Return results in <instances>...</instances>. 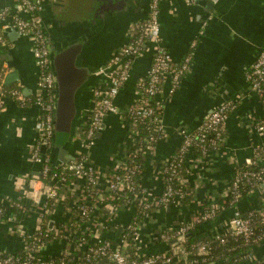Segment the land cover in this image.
Segmentation results:
<instances>
[{
    "label": "crops",
    "instance_id": "0c3cea01",
    "mask_svg": "<svg viewBox=\"0 0 264 264\" xmlns=\"http://www.w3.org/2000/svg\"><path fill=\"white\" fill-rule=\"evenodd\" d=\"M13 2L0 0V10L13 7ZM150 3L151 0L45 2L43 17L52 50L63 49L76 41L82 46L80 66L89 71V79L77 95L76 123L86 119L92 90L107 82L106 77L97 74L98 69L129 43L136 32L133 27L148 18ZM159 21L162 42L174 64L182 62L190 51L193 65L172 96L168 95L170 81L159 95L165 103L163 136L144 153L143 163L142 183L150 198L160 197L164 192L162 170L172 154L180 150L183 131L196 128L215 106L239 95L242 99L227 121L223 145L208 157L193 151L185 159L191 201L155 209L150 217L142 220L140 250L146 254L170 252L172 242L165 241L162 233L176 229L183 220L194 221L205 204L225 200L235 170L247 165L254 147L264 143V133L258 134L252 128L257 118L264 116V105L248 90L245 77L248 67L264 47V0H164L159 6ZM12 30L15 32L0 21V32L6 40L5 44L0 42V74L7 88L21 89L27 100V104L22 105L17 100L6 99L5 108L0 112V205L6 210L0 218V251L15 255L25 249V235L32 233L41 222L39 210L26 197L29 181L39 176L41 165L31 157V149L38 139L40 111L34 97L38 92L39 71L30 39ZM153 52L154 45H150L133 61L130 78L116 98L119 109L124 111L138 99V85L148 73ZM91 56L100 58L89 66ZM133 131L122 114L106 116L103 130L97 134L96 144L89 152L91 164L104 177L112 173L116 165L127 161L135 139ZM76 146L71 142L68 157ZM52 159L62 161L56 152ZM101 186L104 188L105 182ZM81 189L82 182H77L74 193L80 196ZM14 202L24 203L26 211L12 206ZM108 203L104 196L95 219L103 235L117 245L123 238V227L133 221L137 212L135 207L123 204L115 219L106 222ZM235 209L243 214L263 210L264 188L244 197L237 207L225 208L214 220L197 223L196 231L206 238L216 239L229 230ZM48 217L49 222L53 221V228L69 220L62 205ZM63 249V241L53 239L42 252L58 256ZM254 257L264 262V242L256 245ZM240 264H248V261Z\"/></svg>",
    "mask_w": 264,
    "mask_h": 264
},
{
    "label": "built area",
    "instance_id": "2783aa9c",
    "mask_svg": "<svg viewBox=\"0 0 264 264\" xmlns=\"http://www.w3.org/2000/svg\"><path fill=\"white\" fill-rule=\"evenodd\" d=\"M164 0H151L149 16L137 23L131 40L116 52L109 61L97 71V74L107 78V82L92 90V101L85 121L76 123L72 142L77 148L67 161H53L50 158V141L54 137L55 107L57 85L52 69V55L49 36L44 23L45 0H14L13 7L0 10V21L5 27L15 29L21 36L28 37L32 43L35 64L39 71L38 92L34 103L40 111L37 124L38 139L31 149L33 161L41 165L39 176L29 181V191L26 197L32 201V206L39 210L41 222L32 233L25 235L26 247L18 254L11 255L0 251V264H193L187 259L190 254L185 246L188 232L200 222L214 220L217 212L224 207L220 203H211L209 208L199 213L194 221H181L175 231H164L162 238L172 242L171 251L144 253L140 250L142 236L140 225L142 220L150 217L158 208L182 203L184 193L175 188L172 183H166L160 197L150 198L142 183L143 166L135 160L139 153L152 149L163 136L162 114L164 101L159 98L165 86L170 81L168 95L172 96L178 88L182 76L192 69L193 53L184 57L179 67H174L172 57L161 39L159 21V6ZM0 42L5 44L4 35L0 32ZM154 45L152 62L146 77L138 85L139 97L124 111L119 109L116 98L130 78L132 63L140 57L147 47ZM248 90L256 94L264 105V47L256 60L248 67L246 74ZM13 99L25 103L21 89L7 88L0 74V112L5 108V100ZM242 95L214 107L203 121L192 130L183 131V141L180 148V159L174 163L170 159L163 167V175L171 169L173 177L180 185H186V176L179 175L176 165L182 164L198 147L201 156L208 157L216 152L225 140V127L231 112L238 106ZM123 115L131 124L147 120L148 136L143 139L145 146L135 148L138 131L134 128L135 139L127 161L115 166L112 173L104 177L101 171L90 162L89 152L96 144V137L103 130L107 115ZM252 128L258 134L264 133V116L258 117ZM251 165L260 170L245 169ZM169 166V167H168ZM175 167V168H174ZM105 178V179H104ZM82 182L80 196L74 193V186ZM106 184L102 188V183ZM264 185V143L253 149V155L248 164L238 167L227 191L231 195V203L242 200L243 191H257ZM102 188V189H101ZM108 200L109 217L115 219L121 205L135 207V218L123 227V238L119 244L106 238L96 221V210L104 199ZM224 200L225 202L229 199ZM122 201V203L120 202ZM22 202H14L12 206L21 211L27 207ZM62 205L67 210L66 222L57 228L47 227L42 219ZM137 209V210H136ZM6 210L0 205V218ZM250 211L245 216L239 209L230 221L227 232L219 234L215 240L225 244L229 236L243 238L247 243L264 239V232L256 231V220L264 224V209ZM48 225H49V221ZM105 227V223H103ZM102 225V227H103ZM62 240L63 252L58 256H47L42 250L48 241ZM130 239V243L128 242ZM135 247V249L133 248ZM198 255L204 256L206 264L211 253L209 241L197 242L192 245ZM258 264H264L260 261Z\"/></svg>",
    "mask_w": 264,
    "mask_h": 264
},
{
    "label": "trees",
    "instance_id": "16d2710c",
    "mask_svg": "<svg viewBox=\"0 0 264 264\" xmlns=\"http://www.w3.org/2000/svg\"><path fill=\"white\" fill-rule=\"evenodd\" d=\"M50 47L52 49L51 41H50ZM180 65H181V62L178 64H175L174 67H176V66L179 67ZM182 78H183V76H182ZM20 104H22V105L27 104V100L25 103L20 102ZM147 126H148L147 120L139 121V122H135V123L130 124V127L132 129L135 128L138 131V138L135 141V148L145 146V144L143 143V139L146 136H148ZM75 127H76V123H75ZM75 127H74V129H75ZM73 135H74V132H73ZM50 144H51V147H50L49 155H50V158H52L53 148H54V137L51 138ZM194 151L197 154H199V156L201 155V150L198 147H196ZM180 157H181L180 156V150H178L177 152L172 154L171 159L173 160L174 163H178ZM135 160L137 162H139L140 164H142V166L144 167V165H143L144 155L142 153H139V155L137 157H135ZM245 169H252V170L258 171V170H260V167H258L256 165H251L249 167H245ZM176 170L179 172V175L186 176V168H185L184 161L182 162V164L176 165ZM167 182L172 183L174 185V187L177 189H179V188L182 189V192L184 193L182 203H188L191 201L192 192H191L188 184H186L185 186L180 185L178 182V179H175L173 177V173H172L171 169H169V171L165 172V174H164V188L166 187ZM250 194H252V193H249L248 190H244L242 199L244 197L250 195ZM227 198H229V199L226 202L224 200L219 201V203L224 207V209L230 208V207H237L238 203H231L230 202L231 201V195H228ZM120 202L122 203V201H120ZM210 205L211 204H205L203 206V209L209 208ZM223 210H219L217 212L216 217H218L223 212ZM248 213H246L244 215L247 216ZM255 213H258L257 210H255ZM46 216L48 217V215H46ZM47 221H48V219H46V217H44L42 219V222H44V225L47 224V227H49ZM196 226L197 225L195 224L193 229H191L188 232V235H187L188 241L185 244V246L190 251V254L188 255L187 259L189 261H193V264H206L203 260L204 256L198 255L197 251H195V249L192 248L193 244H195L197 242H205V241H209L211 244V247H212L211 253L208 256L210 259V260H208V262H211L212 264H240V263L246 262V261H248V264H258L260 262V261H257L256 259H253V257L255 255L256 245H260L261 243H263L264 239L261 241H258V242L251 241L250 243H247L243 238H234V237L229 236L227 239V242L225 244H221L218 240H215V239L212 240V239L204 237L203 233L196 231ZM255 228H256V231H258L259 233L264 232V224H262L260 220H256ZM175 230L176 229L172 230L170 233H172Z\"/></svg>",
    "mask_w": 264,
    "mask_h": 264
},
{
    "label": "water",
    "instance_id": "95a60500",
    "mask_svg": "<svg viewBox=\"0 0 264 264\" xmlns=\"http://www.w3.org/2000/svg\"><path fill=\"white\" fill-rule=\"evenodd\" d=\"M47 1L49 0L45 2ZM81 49L80 44L55 49L51 58L57 85L53 152L59 153L62 161L69 159L68 147L72 142L75 123L79 116L77 95L89 79V71L77 64ZM261 188H264V185ZM49 227L53 228V221L49 222Z\"/></svg>",
    "mask_w": 264,
    "mask_h": 264
},
{
    "label": "rangeland",
    "instance_id": "374dc122",
    "mask_svg": "<svg viewBox=\"0 0 264 264\" xmlns=\"http://www.w3.org/2000/svg\"><path fill=\"white\" fill-rule=\"evenodd\" d=\"M82 58H83V56L81 55L79 57L78 61H77L78 66L81 65V62L80 61H81ZM98 58H100V57L99 56H91V58L88 57V64H89V66H92L94 63H96V61L98 60Z\"/></svg>",
    "mask_w": 264,
    "mask_h": 264
},
{
    "label": "flooded vegetation",
    "instance_id": "af4514ba",
    "mask_svg": "<svg viewBox=\"0 0 264 264\" xmlns=\"http://www.w3.org/2000/svg\"><path fill=\"white\" fill-rule=\"evenodd\" d=\"M72 45H77V42L76 41H73L69 46H72ZM66 48V47H65ZM55 50H51V55H53L55 52ZM80 55V54H79Z\"/></svg>",
    "mask_w": 264,
    "mask_h": 264
}]
</instances>
